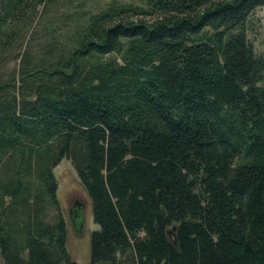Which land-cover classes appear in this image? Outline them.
<instances>
[{
  "label": "trees",
  "instance_id": "16d2710c",
  "mask_svg": "<svg viewBox=\"0 0 264 264\" xmlns=\"http://www.w3.org/2000/svg\"><path fill=\"white\" fill-rule=\"evenodd\" d=\"M130 1L8 59L43 0H0V69L16 63L0 72V264H76L61 160L98 228L88 264H264V61L246 36L264 0Z\"/></svg>",
  "mask_w": 264,
  "mask_h": 264
},
{
  "label": "rangeland",
  "instance_id": "374dc122",
  "mask_svg": "<svg viewBox=\"0 0 264 264\" xmlns=\"http://www.w3.org/2000/svg\"><path fill=\"white\" fill-rule=\"evenodd\" d=\"M114 3L136 5L130 0H43L41 5L36 6L29 28L23 29L21 32L22 48L9 52L6 57L13 58L14 54L19 49H24L26 44L35 49L40 43H44L52 37L63 42L90 15L103 11ZM140 17L135 16L134 18ZM246 36L257 57L264 61V7L254 10L249 20ZM8 59L1 66V73L5 70L8 71L16 64ZM52 175L56 182V200L65 223L64 247L67 259L76 264H88L89 233L98 229L92 223L89 202L68 161L61 160L52 170ZM75 204L81 207L80 220L78 216L74 217L75 224L80 223V226L76 227L72 225L69 215V211ZM52 214L53 212L50 211L48 218Z\"/></svg>",
  "mask_w": 264,
  "mask_h": 264
},
{
  "label": "water",
  "instance_id": "95a60500",
  "mask_svg": "<svg viewBox=\"0 0 264 264\" xmlns=\"http://www.w3.org/2000/svg\"><path fill=\"white\" fill-rule=\"evenodd\" d=\"M81 213V207L80 205H75L70 211H69V215H70V219H71V223L73 226H80V223H77V225L75 224V221H74V217L77 218L78 216V219L80 220L79 218V215ZM80 222V221H78Z\"/></svg>",
  "mask_w": 264,
  "mask_h": 264
},
{
  "label": "flooded vegetation",
  "instance_id": "af4514ba",
  "mask_svg": "<svg viewBox=\"0 0 264 264\" xmlns=\"http://www.w3.org/2000/svg\"><path fill=\"white\" fill-rule=\"evenodd\" d=\"M76 205V204H75Z\"/></svg>",
  "mask_w": 264,
  "mask_h": 264
}]
</instances>
